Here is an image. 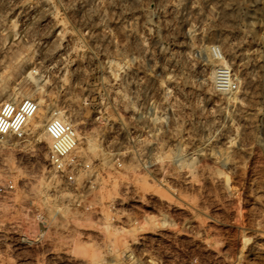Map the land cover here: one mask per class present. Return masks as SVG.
Segmentation results:
<instances>
[{"label":"rangeland","instance_id":"obj_1","mask_svg":"<svg viewBox=\"0 0 264 264\" xmlns=\"http://www.w3.org/2000/svg\"><path fill=\"white\" fill-rule=\"evenodd\" d=\"M23 98L0 264H264V0H0V103ZM51 110L73 180L47 162Z\"/></svg>","mask_w":264,"mask_h":264},{"label":"built area","instance_id":"obj_2","mask_svg":"<svg viewBox=\"0 0 264 264\" xmlns=\"http://www.w3.org/2000/svg\"><path fill=\"white\" fill-rule=\"evenodd\" d=\"M211 54L213 59L219 62L213 71L214 89L221 93L233 91L236 88V83L231 69L225 63L223 52L216 46L211 47ZM37 109V103L29 98L1 102L0 139H4L10 135L16 138H22L27 122L34 117ZM44 130L49 139L47 151V162L49 166L67 180H73L75 163L70 155L78 144L76 129L71 124L53 115L45 122ZM11 187V185H8V188ZM135 264L145 263L137 261Z\"/></svg>","mask_w":264,"mask_h":264},{"label":"bare ground","instance_id":"obj_3","mask_svg":"<svg viewBox=\"0 0 264 264\" xmlns=\"http://www.w3.org/2000/svg\"><path fill=\"white\" fill-rule=\"evenodd\" d=\"M224 63V62H223ZM55 116V117H57V118H60V119H62L63 121H65V122H67V123H69V124H71L70 123V120L62 113V111H52L51 110V113H48L45 117L46 118H44V121H43V124L42 125H44V122L46 121V119L48 120L50 117H52V116ZM74 151V150H73Z\"/></svg>","mask_w":264,"mask_h":264}]
</instances>
